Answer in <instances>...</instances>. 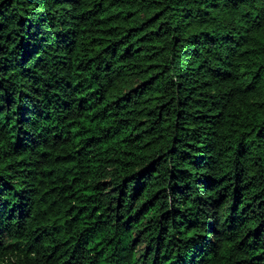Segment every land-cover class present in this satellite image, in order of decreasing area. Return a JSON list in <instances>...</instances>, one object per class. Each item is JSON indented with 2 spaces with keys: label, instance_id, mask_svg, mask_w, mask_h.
I'll return each instance as SVG.
<instances>
[{
  "label": "clouds",
  "instance_id": "1",
  "mask_svg": "<svg viewBox=\"0 0 264 264\" xmlns=\"http://www.w3.org/2000/svg\"><path fill=\"white\" fill-rule=\"evenodd\" d=\"M129 11L136 15H119ZM5 24L0 264H151L162 259L156 236L165 227L164 248L192 241L193 264L264 251V230L249 234L264 220L260 200L251 204L264 192V159L248 143L264 123V0H0ZM109 29L120 32L100 34ZM54 183L74 186L56 210ZM6 184L27 189L11 214ZM85 203L102 221L107 213L94 234L87 214L74 224L65 214ZM114 233L126 241L120 256L115 245L102 251ZM73 237L79 243L64 256Z\"/></svg>",
  "mask_w": 264,
  "mask_h": 264
},
{
  "label": "trees",
  "instance_id": "2",
  "mask_svg": "<svg viewBox=\"0 0 264 264\" xmlns=\"http://www.w3.org/2000/svg\"><path fill=\"white\" fill-rule=\"evenodd\" d=\"M105 2H107V0H99V3L101 4ZM112 2L114 3L115 0H112ZM109 6H111V4ZM119 15L127 19L128 17L136 15V13L129 11L127 15H125V13L123 12L120 13ZM116 20H117V17H110V19L106 23L111 24L115 22ZM0 27H7V25L5 24ZM117 32H120V29H109L107 33L102 32L100 34L108 35V34H114ZM124 38L127 39V36H125ZM99 42L102 44L107 43L109 48H113L116 43H120V41L110 42V41H105V40H101ZM26 47L27 45H25V48ZM106 51H108V49H106ZM258 72L264 73V65L260 66V68L258 69ZM252 81L253 83L256 82V75L252 76ZM258 90H259V86H258ZM24 99H27L26 95ZM14 103H16L15 89H13L12 92L7 96V104L11 105ZM17 112L20 113L21 115V120L18 123L26 122L25 114L27 112V109L18 107ZM36 113L37 115H40L39 109L36 110ZM43 117L48 118L47 112L43 113ZM54 130L57 131L58 134L63 133V129L59 127V124L57 125V129H54ZM104 131L106 130H102L99 136L95 138L101 139L103 137ZM13 133L15 136L20 135V131H17L15 128L13 129ZM41 135H43V132H41ZM248 143L254 146V151L257 153L256 158L264 159V123L257 124L251 130L249 134ZM64 159L67 160L68 157H65ZM203 163L204 162L202 159H198L196 162V166L200 167L203 165ZM49 175H52V174L50 173ZM222 179L226 180L227 177H223ZM205 182L208 184H211L210 180H207ZM5 187L8 190L9 198L4 202V212L6 214H11L17 208H22L25 206V201L27 200V189H13L10 184H6ZM73 192H74L73 185L56 186L54 183L51 189V193L49 194L50 199L52 200V210H56L57 208H62L65 205H67L68 201L73 198V196L69 194ZM257 199L260 200L261 205H264V192L258 193L257 196L252 199L251 204L255 205ZM100 210L101 209L97 206H91L85 203L84 207L69 208L65 214L72 217V220L69 222L70 224L79 222L80 218L84 216L85 214H87L88 221L90 222L94 221L92 228L87 230L88 234H94L95 231H99V227H102L103 225H106L109 222L107 213H105V217L103 221L101 220L100 217L96 216V213ZM235 211H236V206L234 205L233 212ZM137 216H139V213H137ZM131 219L132 217H124L122 218V222L125 225H127ZM190 220L194 221L195 217H191ZM262 230H264V220L261 221L258 228L250 230L249 234L251 235L252 233H257ZM160 231H161V235L156 236V241H157V254L158 256L162 257V259H157L156 256H153L151 258V264H169V261H170V264H193L194 249L188 246V245L193 244V242L189 241L188 245H186L183 250L173 253L172 251L164 248L163 234L167 233L166 227L162 228ZM78 243H79V237H73L72 240H69L67 244L65 245V251L63 252V255L68 256L70 252L74 253L75 248L77 247ZM68 245H71V247H68ZM113 245H115V249L119 250V251L113 250L114 256H120V254L126 250V241L124 237L120 235V233H114L111 239H109L108 241V246L102 249V251H108V249L112 248ZM57 247H59V245H57ZM261 248H264V244L261 245ZM55 251L56 249H53L54 253ZM145 255L147 256L148 253H145ZM250 255H251V259L241 258L237 260V264H254L255 261H264V251H261L259 256H256L254 253H251ZM125 259L126 257H123L121 259H116L114 261V264H123V261ZM65 264H68V262L65 261ZM137 264H139V262H137ZM145 264H147V261H145Z\"/></svg>",
  "mask_w": 264,
  "mask_h": 264
}]
</instances>
